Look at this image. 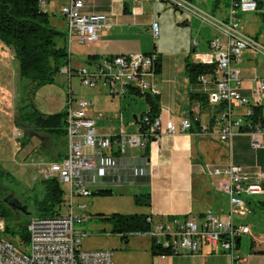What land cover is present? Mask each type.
Listing matches in <instances>:
<instances>
[{"label": "built area", "instance_id": "obj_1", "mask_svg": "<svg viewBox=\"0 0 264 264\" xmlns=\"http://www.w3.org/2000/svg\"><path fill=\"white\" fill-rule=\"evenodd\" d=\"M156 0H123L129 13L138 17L144 12V5ZM180 12H188L208 23L217 34L209 40V58L203 54V63L213 65L209 74L198 76L197 82L210 86L207 99L217 110L212 123H200V108L195 106L191 115L181 121V131L203 136L218 135L222 142L231 143L238 133L251 136L252 147L262 146L264 123L253 124L251 117L254 108L264 103V80L257 78V86L252 96L242 94L241 69L238 67L245 50L264 55V44L258 36L248 34L241 24L243 13L264 14V0H231L226 18L213 15L193 5L195 0H163ZM48 0H40L39 5L47 10ZM85 0H69L60 10L65 23L69 60L75 43L89 45L99 40L100 32L112 28L111 18L106 13L87 12ZM152 36L157 40L161 33L158 20L150 24ZM195 45L197 41L194 40ZM160 57L157 52L119 53L94 59L87 66L74 68L71 63L61 68L60 73L67 76L69 90L66 98L67 109V156L61 161H46L39 158V174L42 180L56 178L64 190V201L55 214L46 217H32L28 223V233L21 235L23 243L17 244L7 237L8 222L0 215V264H114V252L107 249L85 250L83 240L89 233L76 227L92 219L88 199L93 195L92 187L97 179L125 175L133 172L135 176L148 173V161L141 162L123 159L129 148L144 150L147 136L139 126L138 132H120L107 135L98 132L95 121L88 115L94 102L77 98L71 90L72 78L79 76L81 83L90 89L105 87L112 99L130 97L132 94L145 97L148 94L160 96L158 85ZM237 108H244L236 114ZM147 117L144 118V121ZM198 126L196 127V123ZM165 132L174 135L177 127L172 120L165 126L158 116L149 124L148 132L158 140ZM15 138L22 137V131L13 130ZM204 171L217 177L218 188L226 193L231 202V212L227 218H220L208 211L202 220L156 219L149 215L150 228L131 236L150 237L153 244L168 248L173 254H196L208 247L212 252L230 256V264H243L244 257L237 253L241 236L250 233V228L237 224L233 216L250 210L247 200L264 195V176L252 177L247 170L234 163L225 166H207ZM22 246H27L23 248Z\"/></svg>", "mask_w": 264, "mask_h": 264}, {"label": "crops", "instance_id": "obj_2", "mask_svg": "<svg viewBox=\"0 0 264 264\" xmlns=\"http://www.w3.org/2000/svg\"><path fill=\"white\" fill-rule=\"evenodd\" d=\"M85 3L87 12L109 14L112 28L101 31L99 40L94 43L89 45L75 43L72 46V54L69 60L71 66L74 68L87 66L94 60L89 59V56L92 55L99 58L119 53L157 52L161 62V70L158 76V85L161 90L159 117L162 119L164 126L169 120H172L177 127V133L174 135L166 133L164 128L162 136L158 140L151 141L149 155H144L146 148L144 150L129 148L123 156V159L136 157L139 163L141 157H146L149 163L147 174L135 176L133 172L129 171L125 175L116 173L114 176L99 178L96 185L92 187L93 192L101 189H111L115 193V190L128 193L126 194L128 196L148 192L151 194V205L143 207L140 213H149L156 219L174 217L188 219L195 217L198 221L202 220L208 211L220 218H227L232 208L230 198L226 193L219 190V179L208 175L204 171V167L225 166L234 163L243 166L252 177L256 175L264 176V137L261 138L262 146L254 149L251 145V136L248 133L237 132L231 143H228L222 142L218 135L203 136L181 131L182 118L191 115L195 106L200 108V123L202 124H211L217 115L216 108L211 106L207 99V90L210 86H202L198 82L192 83L185 70L188 60L202 61L203 54L197 51L202 50L203 53L209 49V40L217 34L216 30L208 25L212 32L203 36L202 33L197 34V47L192 49L193 57H191L189 54L190 43L175 46L167 26H164L165 38H161L160 41L156 42L159 40L161 33L157 40L153 38L150 24L152 20H157L155 12L157 0L146 2L143 7V14L138 17L129 13L123 0H85ZM205 3H209V0H205ZM230 4L231 0H213L215 15L226 18ZM53 6L52 0H49L47 8L49 13L56 12V10H52L54 9ZM146 6H150L151 10L147 9ZM251 14L254 13H250L246 18L244 15L240 16L243 28L245 21L257 19V16ZM258 14H262V12ZM61 22L62 28L57 27L52 22L51 24L65 32L64 20L62 19ZM142 24L144 26L140 28ZM260 30L257 29L247 33L258 36L264 44V35L259 34ZM183 37L185 38V35ZM188 44L189 48L187 47ZM191 44L194 45L195 43L192 42ZM181 47H186V49ZM205 57L209 58V53H206ZM254 61H257V63ZM238 67L241 69L242 94L251 97L252 90L257 86V78L264 80V55L246 50ZM95 92L94 96L99 98L84 99L94 102V106L89 110L88 115L95 121L98 132L107 135H117L122 131L138 132L140 120L146 117V111L148 110L143 97L142 100L146 104L145 111L140 117L134 115L136 125L132 127L134 120L130 121V118L126 116L129 109H124L127 104H130V99L140 96L132 94L130 97L112 99L103 86L95 88ZM203 96H206L205 100L201 99ZM262 106L264 114V103H262ZM243 111L244 108H237L236 114ZM261 199H263L261 196L258 199L251 198L250 203L247 200L250 210L234 215L233 221L249 227L247 223L249 215L258 214V216H255L256 219L264 222V212L258 206ZM250 233L241 237L237 253L245 258L246 262L243 264H264V234L263 237L255 239L251 236L248 237ZM150 241V243L146 240L143 241V245L150 248L151 251L153 242L151 239ZM244 241L245 243L247 241L248 251L245 250ZM130 243L133 245L131 239L124 247L126 250H128ZM243 246H245L244 249ZM230 263V256L221 252H212L208 247H203L202 251L196 254L153 255L151 251L148 260L140 264Z\"/></svg>", "mask_w": 264, "mask_h": 264}, {"label": "rangeland", "instance_id": "obj_3", "mask_svg": "<svg viewBox=\"0 0 264 264\" xmlns=\"http://www.w3.org/2000/svg\"><path fill=\"white\" fill-rule=\"evenodd\" d=\"M52 2L54 4V9L52 10H56V12L49 13L51 22L56 24L57 27L62 28V19L59 12L64 4L69 3V0H52ZM193 5L203 11H209L213 15L216 13L213 11V0H209V3H205V0H195ZM146 8L151 10L150 6H146ZM155 12L157 20L161 25V36L156 42L160 41L161 38H165L166 32L164 31V26H167L169 34L173 37V44L175 46L190 43L189 54L191 57H193L192 49L197 47V45L191 43L197 39V34L202 33L203 36L206 33L212 32V29L208 27L209 24L203 22L199 17L188 12H180V10L161 0H157ZM243 15L246 18L250 13H243L241 16ZM251 15L257 16V19L245 21V31L251 33L257 29H261L259 34L264 35V15L258 13ZM143 26L144 24L140 28ZM184 35L185 38L183 37ZM63 43L65 44V41L60 39L59 45H63ZM1 46L4 50H2ZM187 47L189 48V44ZM181 48L186 49V47ZM201 51L198 50L197 52L204 54L208 50L203 53ZM190 61L193 60L190 59ZM254 62L257 63V61ZM24 88L27 89L24 90ZM68 90L69 80L67 76L59 72L53 84L44 86L33 92L32 86L29 87V84L23 83L20 79L19 62L15 57L13 49L8 48L0 41V169L11 173H9L10 177L0 173V200L10 191H13L19 201L26 203L25 205L28 207L29 215L11 213L5 217L10 228L7 231V237L19 245L23 243L21 239L22 233H28V219L38 215L36 201L41 199L44 193L43 177L39 174L40 166L38 165V160L40 157L46 159L48 162L50 160L45 155L40 154V149L44 145V142L49 141V138L43 133L37 134L33 132L29 144L26 147L21 146L24 131L20 129L23 134L20 138H15L12 134L13 130H19L15 125L16 118L19 116L20 110L23 107L29 109L30 104L48 114L63 110L66 106L65 102ZM71 90L76 92L77 98L95 99V97H98L94 96L96 94L95 89H90L81 83L79 76L72 78ZM145 108L146 104L142 100V97H137L130 99V104H127L124 110L129 109L126 116L132 121V119L134 120V115L140 117L144 113ZM135 125L136 122L134 120L132 127H135ZM115 191L116 193L113 192L112 195L93 194L88 199L87 202L90 206L89 212L92 215V219L85 223H76L77 228L89 233V236L83 240L82 247L85 250L111 249L114 251V264H140L148 260L149 252L151 254L152 249L150 251V248L143 245V241L145 240L148 243L151 242L150 237L131 236L129 239L132 240L133 245L130 243L128 250H126L124 247L127 244L121 239L119 233L112 232L115 225L111 220L106 219V217L115 213H140L146 205H137L134 198L135 194L128 196L126 195L128 193L120 192L119 190ZM260 196L264 198V195ZM258 197L254 196L252 198L258 199ZM255 216H258V214L249 215L247 223L251 228V233L248 237L251 236L256 239L257 237H263L264 222L256 219ZM134 238H137L136 240L138 241ZM245 246V250L248 251L247 241ZM245 246H243V249ZM22 247L26 248L27 246ZM172 254L171 251L169 254L162 255Z\"/></svg>", "mask_w": 264, "mask_h": 264}, {"label": "trees", "instance_id": "obj_4", "mask_svg": "<svg viewBox=\"0 0 264 264\" xmlns=\"http://www.w3.org/2000/svg\"><path fill=\"white\" fill-rule=\"evenodd\" d=\"M40 0H0V41L8 48L13 49L15 57L19 62V76L23 83L32 86V91L51 85L55 81L56 75L61 68L69 62V52L67 50L66 32L59 30L51 24L50 14L39 5ZM64 40L65 44L59 45V41ZM89 59H98V56H89ZM161 70V62L159 71ZM186 73L192 83H197L198 76L209 74L213 70V65L200 61L186 62ZM27 88H24L26 90ZM206 96L201 97L205 100ZM148 110L147 120H140L141 129L147 136V147L144 155L150 153L153 134L149 133V124H152L159 116L160 98L159 96L148 94L145 97ZM67 109L54 113H44L30 104V108L23 107L16 118L15 125L24 131L21 139V146L26 147L32 133H43L49 141L44 142L40 149V154L45 155L50 161H61L67 156ZM252 123L263 124V106L254 108V115L251 117ZM198 122L196 123V127ZM1 174L10 177V172L0 169ZM10 173V174H9ZM44 187L43 197L36 201L39 217H46L55 214L57 208L64 201V190L56 178L42 181ZM264 186V184H263ZM111 189H101L93 194L112 195ZM1 198V197H0ZM137 205H151L150 193H138L134 196ZM251 202V199H248ZM259 208L264 212V198L258 202ZM13 210L0 200V215L7 217ZM149 213L120 214L115 213L106 219L114 223L113 233H119L124 242H128L131 234L139 231H146L150 228L147 221ZM29 218V217H28ZM30 218L28 219L29 223ZM8 226V230H9ZM26 237V232L22 233ZM153 255L169 254L168 248L153 244Z\"/></svg>", "mask_w": 264, "mask_h": 264}, {"label": "flooded vegetation", "instance_id": "obj_5", "mask_svg": "<svg viewBox=\"0 0 264 264\" xmlns=\"http://www.w3.org/2000/svg\"><path fill=\"white\" fill-rule=\"evenodd\" d=\"M5 199H7V201H5ZM14 199H17L19 201V199L17 198V196L14 194L13 191H10L7 195H5L2 198V202L5 203L6 205H8L15 214L17 215H21L22 213L20 211H18L17 209H13L12 205L10 204L11 201H14ZM17 202V201H16ZM15 202V203H16ZM20 202V201H19ZM26 203L20 202L19 205H25Z\"/></svg>", "mask_w": 264, "mask_h": 264}, {"label": "water", "instance_id": "obj_6", "mask_svg": "<svg viewBox=\"0 0 264 264\" xmlns=\"http://www.w3.org/2000/svg\"><path fill=\"white\" fill-rule=\"evenodd\" d=\"M5 201H7V199H5ZM17 201V202H16ZM16 202V203H15ZM19 201L17 199H14V201H11L10 204L12 205L13 209H17L18 211H20L21 213L25 214V215H29L28 214V207L27 205H19Z\"/></svg>", "mask_w": 264, "mask_h": 264}, {"label": "bare ground", "instance_id": "obj_7", "mask_svg": "<svg viewBox=\"0 0 264 264\" xmlns=\"http://www.w3.org/2000/svg\"><path fill=\"white\" fill-rule=\"evenodd\" d=\"M208 53H209V52H208ZM241 81H242V78H241ZM245 235H246V234H244V235H242V236H245ZM242 236H241V237H242Z\"/></svg>", "mask_w": 264, "mask_h": 264}]
</instances>
